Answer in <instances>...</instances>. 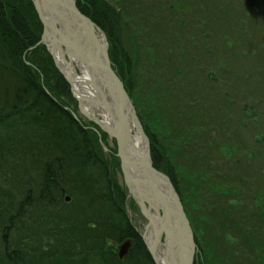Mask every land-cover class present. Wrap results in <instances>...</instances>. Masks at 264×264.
Instances as JSON below:
<instances>
[{
	"label": "trees",
	"instance_id": "obj_1",
	"mask_svg": "<svg viewBox=\"0 0 264 264\" xmlns=\"http://www.w3.org/2000/svg\"><path fill=\"white\" fill-rule=\"evenodd\" d=\"M124 1L128 6L116 11L105 0L77 5L107 35L111 61L135 108L144 103L138 117L152 143L154 166L171 177L195 230V264H264V126L260 106L250 101L255 91L264 93V0L216 5V20L260 56L252 71H243L238 62L249 58H236L234 50L216 43L232 56L231 67H217L219 76L209 71L218 54L211 56L205 41L192 42L185 28L188 10L198 20L212 19V0ZM41 35L32 0H0V264H155L127 212V188L115 180L120 164L113 165L97 134L52 96L70 86L45 47L37 46ZM112 40L128 45L123 59L113 55ZM197 46V57H189ZM46 66L59 76L53 92ZM240 80L247 89L235 105ZM247 119L255 135H243ZM224 137L241 148L244 138L255 143L249 155H238ZM193 206L202 210L198 221ZM201 218L207 228L213 223L216 241L200 240ZM128 239L133 245L120 260L118 247Z\"/></svg>",
	"mask_w": 264,
	"mask_h": 264
},
{
	"label": "water",
	"instance_id": "obj_2",
	"mask_svg": "<svg viewBox=\"0 0 264 264\" xmlns=\"http://www.w3.org/2000/svg\"><path fill=\"white\" fill-rule=\"evenodd\" d=\"M32 1L43 25V42H48L63 59L68 57L70 61H73L74 58L83 60L76 55L75 49L73 50L67 45V42L70 44L71 42L68 41V35L61 26L47 19L44 8H50L49 10L57 8L61 10L69 15L73 23L86 32L87 40L84 44L85 58L83 57L85 62L83 64L89 70L98 94L97 100L90 101L91 105L98 103L105 104L106 108L104 110L113 117L114 110H109L108 108L110 106V99L116 94L119 114L122 113L126 125L130 127L133 123L139 124L135 107L122 81L113 69L107 45L102 46L97 41L98 34L104 35L102 30L78 9L76 0ZM49 27L54 31L55 36L53 38L49 35ZM57 35L62 39L61 45ZM67 65L70 73L66 78L69 84L73 86L71 78L73 72L70 63L67 62ZM72 92L75 95L73 89ZM82 111L87 118L102 126V123L94 116H91L84 109ZM116 117L119 121L120 117ZM119 125L121 128V123L117 124V126ZM105 130L110 134V129ZM113 136L115 138L121 137L120 134L116 133V130ZM120 145L125 148L127 147V143H124L123 138L120 140ZM118 157L121 161L124 182L129 190V197L132 196L137 201L146 220L141 237L154 263L193 264L196 249L193 230L180 197L168 176L153 167L148 155L144 163L137 162V160L121 150H118ZM134 170H138L140 175L137 173L135 175ZM131 246V240H127L120 246V259H124L128 255ZM189 247L191 248V252L186 253V249Z\"/></svg>",
	"mask_w": 264,
	"mask_h": 264
},
{
	"label": "rangeland",
	"instance_id": "obj_3",
	"mask_svg": "<svg viewBox=\"0 0 264 264\" xmlns=\"http://www.w3.org/2000/svg\"><path fill=\"white\" fill-rule=\"evenodd\" d=\"M105 1L115 11L117 10V8L119 9V6L121 4H123V7L128 6V4H125L124 0H120V1H114L113 0L112 2L110 0H105ZM139 1H141V0H139ZM155 1L156 0H144V1H141V2L148 3V2H155ZM190 1L191 0H189V2ZM169 2L171 3V0ZM77 3H78V0H77ZM217 4H222V1L221 0H212L211 1V5H210V8H211L210 15L212 16L211 20H207L206 18L198 20L197 13H195L193 10L186 11L187 18H188V26L186 24V27H185V28H187V34L186 35L190 36V39L195 44H198V42L205 41L207 43V45L209 46V48H211V53H210L211 56H214V55L218 54V59L215 60L214 65L211 67V69H209V71L213 70L214 72H216V74L218 76H219V73H218L217 67H220V68L231 67L229 62L232 61V56L226 54L225 49L223 47H221V46H217L215 48L214 46H215L216 43H223L224 47L227 48L228 50H234L233 52L230 51V53L233 54L235 57H236V55H235L236 53L242 54V56L238 57L239 59L249 58L248 60H246L244 62H241V61L238 62V69L243 70V71H252V69H254L253 68L254 67V63L260 61V56H258L259 52H256V51H253V50L249 51V49L247 47H245L243 45V43L239 42V40L235 39L231 34H229L226 31V29L224 28L225 24H222L221 21L216 20V18L213 16V13H214V11H216L215 7H216ZM189 5H190V3H189ZM157 8L164 11V7L163 6H159ZM164 15L168 17L169 13L164 11ZM177 17L180 18L181 16L177 15ZM158 21H159V17H158ZM199 22H203V23H205V25L204 26H199L200 25ZM166 26L169 28V24L168 23H166ZM168 35H170V31H169ZM198 35L200 36L199 39H197ZM106 37H107V35H106ZM107 41H108V44H109L108 37H107ZM225 42H226V45H225ZM186 43L187 42L185 41L184 44H186ZM232 43H233V45L237 44V47H234L235 49L232 47ZM112 44H113V55L116 56L118 59H123V57H122L123 51H125V49L128 48V45L123 43L122 41L121 42H117L115 40H112ZM179 50H180V48H179ZM197 52H198V46L196 48L195 47L194 48H190V50L188 52V55H189V57H197ZM261 54H264V53H261ZM221 56H222V58H221ZM259 67L261 68V71L264 73V61L262 62V60H261V64H259ZM45 68L48 71V72H46L47 75H48V80H50V85H47V83H46V85L49 88V90L51 92H53L54 89H55L53 81L57 80L59 78V76L58 75L57 76L52 75V72L49 74L48 67L46 66ZM116 73H117L118 77L120 78V80L122 81V83L124 85V81L119 76V73H118L117 70H116ZM242 85H243V83L240 80L239 83H238V86H237L238 93H236L235 96H232V100H234V104L235 105H239L240 104L243 92H244V90L247 89V88H243ZM262 86H264V82L262 83ZM224 87L227 88V86H224ZM68 89H66L65 93H58L59 92V89H58L56 92L52 93V96L54 98H56V99L58 98L59 101L63 102L66 105L67 110H70L73 113V116L76 115L79 119L82 117V120L84 121V124L86 126H88V124H87V120L88 119H86L81 114V112H80V110L78 108V102H77L76 98L73 97L70 89L69 90ZM250 101H251V104L257 103L260 106L258 108V114L260 115L259 123H260V125L264 126V107H263L264 106V93L260 92V91H255V93L252 96V98L250 99ZM209 102L210 103L214 102L213 97H210V101ZM142 106H144V103L140 102L138 104V110H137V108L135 110H136V113H137L138 116L140 114L143 117L144 111H143ZM138 111H139V113H138ZM214 111H215V109H214ZM232 117L235 118L236 117V113ZM223 118L225 119V117H223ZM247 120H248L247 124L249 125V129L245 130L243 135H245V136H248V135H251V134L255 135L253 132H251L252 131V127H253V120L252 119H247ZM186 127H187L186 125H183L182 130H185ZM88 130L92 131L95 134H97V139L96 140H97L98 146H101L103 154L106 157L109 158V160L111 161V163L113 165H115V166L119 165L120 163H119V159L117 157V150L116 149H114L113 151L112 150H106V148H108V146H112V147L115 146L113 144L114 140L112 141L110 136L108 137V139H106V138L104 139L103 131H100L96 124L94 126H91V128H89ZM260 134L264 135L262 133H260ZM173 135H176V133L173 134ZM233 135H234V131H233ZM167 139H169V138H166V140H162V142L164 144H166L167 143ZM224 139L230 141V144H227V147H229V149H231L233 151V153L237 152L238 155L248 154V152L250 151L249 150L250 146L253 145V143H255V140L251 142V141H247V139L244 138L246 143H244L243 147L241 148V146H239L238 143L231 144V139H226L225 137H224ZM155 141H156V147H157V144H158L159 140H155ZM218 142H220V141H218ZM197 144H200V143L197 142ZM246 144L248 145V147H245ZM215 146H216V144H215ZM233 146H235V147H233ZM262 147L263 146H261V148ZM263 149H264V147H263ZM169 153H170V155H174L172 152H169ZM160 154L162 156V159L165 160V156L162 153H160ZM182 156H183V153H181V159H182ZM233 157H234V154H233L232 158ZM259 157L260 156L257 155L258 161L260 162V161H262V159H260ZM229 165H233V163H230ZM113 170H114V172L116 171L115 169H113ZM115 180L119 184L120 187L124 185V179H123V176H122V174L120 172L117 173V175L115 177ZM260 180H261V185L264 187V178L260 176ZM185 186L186 187H184V188H185V190H187V187L189 185L186 184ZM204 193H208V191H205ZM126 195H127V193H124V196H126ZM187 195H190V194L187 193ZM189 197H191V196H189ZM180 199L182 201V198H180ZM201 200L204 202V200L207 201V198H204L202 196ZM210 201H212V198L210 199ZM130 202L128 203V199L126 197V203L125 204L128 207L129 215L132 218L133 223L137 226V228H139V230H141L142 228H144V225H145L144 217L140 213L139 209L136 208V205L134 203H130ZM197 205L199 206V202H198ZM190 210L194 214L195 221H198L196 217H198V215H200L202 213V210L200 208H195L194 206L191 207ZM200 220L203 223L202 225H203V228H204L203 235L202 236L200 235V240L205 241L210 236V238H211L210 241H216L217 239H215L213 237V234H212L213 223H210L211 227L207 228V223L203 220V218H201ZM190 225H191V222H190ZM215 228H218V227L216 226ZM196 229L198 230V226H196ZM193 234H194L193 235L194 236V241L197 244V241L195 240V238H196L195 230H193ZM229 236L233 237V233H230ZM199 254H200L199 248L198 249L196 248L195 249V256H194L193 264H195L198 261Z\"/></svg>",
	"mask_w": 264,
	"mask_h": 264
},
{
	"label": "bare ground",
	"instance_id": "obj_4",
	"mask_svg": "<svg viewBox=\"0 0 264 264\" xmlns=\"http://www.w3.org/2000/svg\"><path fill=\"white\" fill-rule=\"evenodd\" d=\"M49 9L44 8V13L47 19L50 22H53L61 26L64 32H66V34L68 35V41L71 42L72 44L71 45L70 43L67 42V45L73 50L75 49L76 55L81 57V59H83V60H80V59L77 60L76 58L73 59L74 61L73 63V79H74L73 83H74V89L76 93L79 96H83L85 98H94L96 94L91 84L90 72L87 69V67L83 64L85 62L84 61V58H85L84 44L87 40L86 32L80 29L77 24L73 23L70 20L69 15H67L66 13L62 12L61 10L57 8L52 9V10H49ZM49 35L51 37L55 36L54 31L51 27H49ZM57 38L61 45L62 39L59 37V35H57ZM97 41L102 46H105L107 43L104 35H101V34H98ZM74 64H76V66ZM63 67H64L65 72L68 74L69 68L66 65H63ZM76 69L79 70V73H77ZM81 105L82 107H84L86 105V102L84 103L82 102ZM91 107L93 108V114H96L98 111L104 113V109L106 108L105 104L103 103L91 105ZM108 109L114 110L113 113L115 116V117L114 116L111 117V119L107 118L108 113L105 116L107 118L106 125H110V135L113 136V133L115 132V130L117 134L121 135V137H117L113 139L116 145H118L117 146L118 150L125 152L127 155L128 154L133 155L137 159L138 162H142V160L144 161L146 159V153L144 154L145 139L142 136L139 137L138 135L133 134L132 126L128 127L126 125L125 121L123 120L122 113L119 114L116 94H114V96L110 99V106ZM116 116L120 117L119 121ZM118 123H121V128H120V125L117 126ZM137 130L142 133V131H144V128L142 125L138 124ZM122 138L124 140V143H127L126 148L120 145V140H122ZM190 252H191V248L189 247L188 249H186V253H190Z\"/></svg>",
	"mask_w": 264,
	"mask_h": 264
}]
</instances>
